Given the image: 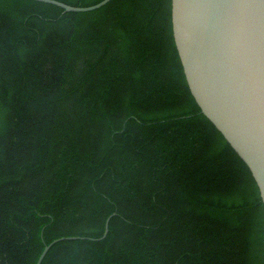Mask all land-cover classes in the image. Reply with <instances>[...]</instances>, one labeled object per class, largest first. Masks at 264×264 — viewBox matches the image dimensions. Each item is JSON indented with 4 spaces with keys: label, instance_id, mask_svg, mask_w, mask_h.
<instances>
[{
    "label": "trees",
    "instance_id": "16d2710c",
    "mask_svg": "<svg viewBox=\"0 0 264 264\" xmlns=\"http://www.w3.org/2000/svg\"><path fill=\"white\" fill-rule=\"evenodd\" d=\"M68 236L40 264H264L258 187L189 91L171 0H0V264Z\"/></svg>",
    "mask_w": 264,
    "mask_h": 264
},
{
    "label": "water",
    "instance_id": "95a60500",
    "mask_svg": "<svg viewBox=\"0 0 264 264\" xmlns=\"http://www.w3.org/2000/svg\"><path fill=\"white\" fill-rule=\"evenodd\" d=\"M50 3L64 11L89 6ZM171 28L184 77L200 112L244 161L264 206V0H171ZM105 222L101 239L107 233ZM59 237L46 244L40 264Z\"/></svg>",
    "mask_w": 264,
    "mask_h": 264
}]
</instances>
